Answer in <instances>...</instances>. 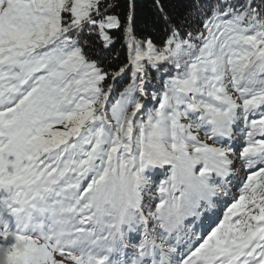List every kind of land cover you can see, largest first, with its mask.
Masks as SVG:
<instances>
[{
    "label": "snow or ice",
    "instance_id": "obj_1",
    "mask_svg": "<svg viewBox=\"0 0 264 264\" xmlns=\"http://www.w3.org/2000/svg\"><path fill=\"white\" fill-rule=\"evenodd\" d=\"M0 264H264V0H0Z\"/></svg>",
    "mask_w": 264,
    "mask_h": 264
}]
</instances>
